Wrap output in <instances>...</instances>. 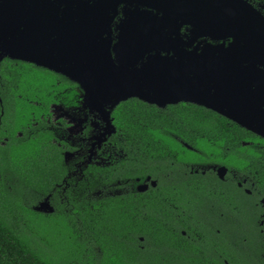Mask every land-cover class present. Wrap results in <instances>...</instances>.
I'll return each mask as SVG.
<instances>
[{
    "label": "flooded vegetation",
    "instance_id": "obj_1",
    "mask_svg": "<svg viewBox=\"0 0 264 264\" xmlns=\"http://www.w3.org/2000/svg\"><path fill=\"white\" fill-rule=\"evenodd\" d=\"M199 1L180 0L182 13L188 15L191 3L196 8ZM165 2L119 4L109 37L104 29L95 40L112 46L125 27L134 32L168 19ZM209 3L227 14L230 23L250 22L264 35V0ZM56 7L52 0H0V151L4 153L12 139H35L37 144L34 179L23 172L9 180L4 176L3 182L23 183L24 193L35 201L28 210L48 221L44 226L51 227L56 238L66 236L71 247H81L83 259H95L107 243H117L121 252H129L132 264H234L238 257L231 251L237 241L245 254L243 264H264V136L246 130L206 134L229 136L230 141L205 150L196 147V139L204 134L160 132L143 135L168 142L157 139L151 147L139 148L134 140L126 146L114 117L121 102L109 110L107 127L97 111L83 105L76 83L42 63L57 60L61 43L71 42L79 30L63 25L58 32L56 19L63 6ZM187 19L178 29L180 39L188 42L181 47L184 53H198L205 44L225 49L235 40L193 41ZM149 29L144 34L149 35ZM12 57H35L40 64ZM259 70L264 113V63ZM42 75L52 82L50 100L34 94ZM147 105L158 112L171 106ZM169 143L178 147H160ZM36 205L39 210H33Z\"/></svg>",
    "mask_w": 264,
    "mask_h": 264
},
{
    "label": "water",
    "instance_id": "obj_2",
    "mask_svg": "<svg viewBox=\"0 0 264 264\" xmlns=\"http://www.w3.org/2000/svg\"><path fill=\"white\" fill-rule=\"evenodd\" d=\"M52 1L57 3L55 10L63 6L56 19L57 31L63 30V25L67 28L74 25L79 30L71 42L61 43L57 60L42 63L76 83L82 91L83 105L97 111L107 127H111V108L127 99H137L158 108L192 104L230 120L243 130L264 136L259 70L264 63V35L260 26L247 21L230 23L227 14L206 0L197 2L196 8L191 3L188 15L182 13L180 0H167L164 9L169 10L170 17L145 24L150 28L149 35L144 34L146 27L134 32L125 27L117 43L111 46L109 41H96L95 37L101 36L104 29L109 37L117 6L122 3L149 6L151 0ZM194 10L198 11L197 16L193 15ZM185 18L191 20L188 25L195 33L193 41L200 37L235 40L225 49L205 44L198 53H184L181 47L188 42L180 39L178 29ZM166 29L171 31L167 37L157 36ZM89 36L90 40H85ZM243 58L246 60H235ZM25 60L40 64L35 57ZM34 210H39V206Z\"/></svg>",
    "mask_w": 264,
    "mask_h": 264
},
{
    "label": "trees",
    "instance_id": "obj_3",
    "mask_svg": "<svg viewBox=\"0 0 264 264\" xmlns=\"http://www.w3.org/2000/svg\"><path fill=\"white\" fill-rule=\"evenodd\" d=\"M49 79V76L42 75L41 82L36 85L38 86V91H35L34 94L40 100L51 99L49 84L52 82ZM114 117L117 127L125 135H123L122 139L126 142V146H130L129 144L136 140V146L139 148L151 147V142L157 139L162 142H168L162 137L143 135L148 133L193 132L206 135L211 133L238 134L245 132V130L209 110L183 103L167 106L164 110L158 112L153 106L144 104L136 99H129L119 104V109L114 114ZM18 120L21 123L20 117ZM19 123L17 124L18 126ZM191 139L192 137L189 136L184 137V140ZM196 141V147L206 150L217 147L220 144L219 142L230 141V137L206 135L198 137ZM164 146L178 147V145L171 143L160 145V147ZM7 147L8 149H5L4 153L0 151V196L5 202H9L13 196L9 193L11 198L6 193L11 185L4 183L2 178L5 176L9 180L12 176L17 178L22 176L23 172H26L27 179L33 180L34 165L37 163L34 151L37 147L35 139H22L21 141L12 139ZM25 184L35 185L34 183ZM11 204L14 208L22 209L30 224L33 223L32 220L36 218V214L20 205V203L13 201ZM32 237V234L27 236L15 230L0 213V264H132L129 252H121L117 243H107L100 254L95 253V259L90 257L83 259L82 255L85 253L81 247H71L66 241V236H62V242L66 247H69L68 253L64 252L55 256L40 250L38 248L40 242L34 243ZM43 238L49 242L52 240L51 235L46 233L43 234Z\"/></svg>",
    "mask_w": 264,
    "mask_h": 264
},
{
    "label": "rangeland",
    "instance_id": "obj_4",
    "mask_svg": "<svg viewBox=\"0 0 264 264\" xmlns=\"http://www.w3.org/2000/svg\"><path fill=\"white\" fill-rule=\"evenodd\" d=\"M10 46H13L11 43ZM192 105V104H191ZM230 121V120H229ZM11 185V187H8V191L6 192L9 197L12 199L9 200V202H5L2 200L0 196V213L2 216L6 218V220L9 222V224L17 231L22 232L23 234L30 236L32 234V240L34 243L40 242V240H43V233L51 234V241H43L38 245V248L42 250L43 252H46L49 255H58L62 253H68V247L59 239L56 238V235L53 233L51 227L45 228V226L49 225L48 221H40L39 218H34L32 221L33 223L30 224V221L28 217L24 214L22 209L14 208V206L11 204L13 201L16 203H20L23 207H26V209H29L31 205H35V201L33 202V196L29 195L28 192L24 193V187L22 183H8ZM25 184V183H24ZM25 186L29 187L31 185L25 184ZM1 195V194H0ZM25 198L27 201H22V198ZM36 200V199H34ZM38 205L33 207L36 208ZM45 225V226H44ZM38 232H37V230ZM234 257H238V260L234 262V264L242 263L244 262L245 254L243 250L241 249V246L235 241L233 250L231 251ZM254 264V263H251ZM255 264H258L255 263Z\"/></svg>",
    "mask_w": 264,
    "mask_h": 264
},
{
    "label": "bare ground",
    "instance_id": "obj_5",
    "mask_svg": "<svg viewBox=\"0 0 264 264\" xmlns=\"http://www.w3.org/2000/svg\"><path fill=\"white\" fill-rule=\"evenodd\" d=\"M206 1H208V2H209L210 0H206Z\"/></svg>",
    "mask_w": 264,
    "mask_h": 264
}]
</instances>
